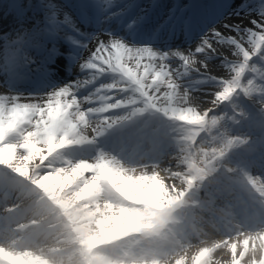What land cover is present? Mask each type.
Segmentation results:
<instances>
[{"label":"clouds","instance_id":"9594fccd","mask_svg":"<svg viewBox=\"0 0 264 264\" xmlns=\"http://www.w3.org/2000/svg\"><path fill=\"white\" fill-rule=\"evenodd\" d=\"M15 2L26 11L8 31L0 28V133L7 128L9 141L21 145L12 163L27 164L34 179L16 177L20 190L0 195V257L12 253L8 264H198L203 249H214L210 264H234V246L240 264H264V172L233 164L227 147L240 140L233 129L249 119V105L264 113V42L246 41L244 52L195 54L190 46L180 49L182 62L172 47L125 36L167 58L114 47L94 72L74 65V79L30 92L21 85L47 70L50 49L64 38L47 30V0L33 8L41 18L27 15L33 0ZM11 3L0 2L5 15ZM117 3L126 15L137 0ZM247 4L248 12L259 6ZM197 80L209 85L201 89L210 93L206 103L194 95ZM225 87L232 93L221 101ZM52 130L55 143L94 151L78 159L54 154ZM107 133L115 135L111 146L99 142ZM25 140L36 145L27 161Z\"/></svg>","mask_w":264,"mask_h":264},{"label":"snow or ice","instance_id":"6c2138e0","mask_svg":"<svg viewBox=\"0 0 264 264\" xmlns=\"http://www.w3.org/2000/svg\"><path fill=\"white\" fill-rule=\"evenodd\" d=\"M81 3H92L99 12L103 14L106 21L118 19L123 16L124 10L119 7L117 0H78ZM247 0H240V7L234 8L231 16L237 19H229L227 23L220 20L216 23V27L203 36L200 43L193 44L192 50L195 54H203L204 52H214L219 48L230 47L246 51L243 47L246 41L251 42L257 39L264 42V0H258V8L255 11L248 12L244 9ZM13 16L23 17L25 15V6L23 3H16L12 0L10 4ZM135 21L127 24L129 32L133 29ZM212 28V25L209 27ZM47 30L50 34L61 35L64 40L72 47L73 51L69 52L72 55L74 64L80 67L82 73H91L96 70L99 63V57L104 54L105 50L111 51L114 47H128L140 53L142 56L151 57L153 59H166L162 54L158 55L152 48L139 47L132 40H126L125 36H119L111 31L104 30L98 34H91L81 31V21L76 17L71 10H64L57 7L56 0H47ZM103 37V39H101ZM58 54L57 48H52L49 51V58ZM95 54V55H94ZM175 56L180 61H184L187 57L180 49L175 50ZM211 59V56H209ZM205 81L197 80L195 85H201ZM67 90H63L66 92ZM232 93L231 87H225L223 93L219 96L221 101L229 99ZM63 94V93H60ZM3 99V98H0ZM217 121H212V126H215ZM9 132L7 128L0 133V168L7 167L13 173L12 181L6 183L2 189L5 196L15 194L20 190V185L15 179H28L32 181V170L25 165L13 164L12 161L18 158L17 149L21 147L16 142L9 141ZM67 137V133L65 134ZM57 132L52 130L48 139V149L54 154L62 152L64 147L72 146L68 144L66 139L55 143ZM236 140H229L227 147H233ZM22 147L26 150V155L21 159L31 160L32 154L36 151V145L31 141L25 140ZM79 166H77L78 168ZM73 168V172L77 171ZM203 178L202 176L200 177ZM47 179V178H46ZM45 181L39 183L43 186ZM250 184H255V179L252 176L247 177ZM126 212V210H124ZM234 264H240V256L236 254L233 246ZM214 249H203L202 254L198 257V264H210L211 255ZM14 259L12 253H4L0 257V264H8Z\"/></svg>","mask_w":264,"mask_h":264},{"label":"bare ground","instance_id":"6f19581e","mask_svg":"<svg viewBox=\"0 0 264 264\" xmlns=\"http://www.w3.org/2000/svg\"><path fill=\"white\" fill-rule=\"evenodd\" d=\"M59 1V2H58ZM141 3H147L149 2V0H140ZM185 0H178V2L175 3H179L180 5H184ZM57 3L61 4L63 3V5H65L67 8H65L66 10H69V4H68V0H56ZM247 2H249V0H247ZM234 5H232L231 9L229 10V12L223 16V17H219V13H214V14H207V15H203L201 17H197V21H202L203 22L200 23L199 25L200 28L202 29H194L193 32L190 31L188 25H185L182 22V18L185 17L188 13L187 9L180 8V7H174V4L172 3L171 0H154L152 2H150V6L148 7V9H144V8H137L134 7L129 13H127L126 15L123 14V19L128 16V17H135L136 14L137 15H141L143 16V20L144 22L147 23H156L155 26L160 27L158 25V23L160 24V21L163 22L164 19H167L165 16H163L162 14H164L163 12H165L167 9L172 8V11H175V15L180 16L181 19H179V22L174 21L173 20H167L166 22L163 23V25L161 26V29H165L167 31H170V27L172 26H178L180 25V28L178 29V33L177 31H173L171 32L172 35L171 37L167 40L164 37V34L166 35L167 33H165V31L161 30L159 31L158 35L156 36V34H154L152 31V35H148L147 33H144L143 36L139 37L138 34L135 33V28H137L136 25L134 29H132L130 32L127 29V25H120L119 24L123 21V19L121 20V17L118 19H114V20H110V21H98L97 25H95L94 27H91L87 29L86 32L91 33V34H98L104 30L107 31H111L116 35L119 36H126L128 39H133L135 42L143 45L144 43H151L153 44L154 47H158L161 50H166L168 47H172L174 49H185V48H189L190 46H192L193 44H195L201 35H203V33L207 30V28H209L213 23H217L220 20H223L225 23H227V21L229 19H239V18H234L231 16V12L234 8L240 7V0H236L234 3ZM88 4L87 3H83V6L86 7ZM214 6L216 4H213ZM244 6L246 7H252L251 4H245ZM175 8V9H173ZM138 9H140V11H138ZM159 11H161L162 13H159ZM149 15V16H147ZM127 17V18H128ZM11 17L9 16H4L3 13H0V28H2V30L4 31H8L9 28L5 27L9 24ZM148 19V20H145ZM129 23V22H128ZM127 23V24H128ZM134 32L135 35H130L129 33ZM101 39H103V37H101ZM61 41V40H60ZM60 41H58V43H60ZM68 47V45L66 44H57V48L59 49H66ZM54 59V61L57 63L59 62V60H65L67 62H74L73 57H67L64 56L62 54L61 51H58V54L52 57ZM178 59V58H176ZM215 61V60H213ZM216 62V61H215ZM214 62V63H215ZM221 71H226L224 69H219L216 70L214 69V72L219 76ZM75 76L72 73H66L65 75H62L58 78V80L56 79H49V80H45L43 83L41 84H37V82H34L33 84H23L21 85L22 88H25L26 86L33 88L34 91H41L44 90L46 91L53 83H59L63 80H72L74 79ZM37 78L35 76H33V80L35 81ZM47 79V78H46ZM194 87H199L198 89L195 90L194 95L198 96L201 102L206 103L207 102V97L210 95V93L208 91H201V89H207L209 87V85L207 84V82H204L201 85H195ZM26 89V88H25ZM112 145V144H111ZM90 152H85L83 154H80V156H84L89 154ZM79 156V157H80ZM68 158H72V159H77L78 156H76L75 153H71ZM245 168L248 169L249 171H251L253 174H260L262 172H264L262 166L259 163H256V160H254L253 158H251V156L249 155L246 159L245 162ZM8 179H13L12 175L11 177H9ZM221 183H223V179H221ZM6 183H2L0 185V189L2 190L3 187L5 186ZM3 193V192H2Z\"/></svg>","mask_w":264,"mask_h":264},{"label":"rangeland","instance_id":"374dc122","mask_svg":"<svg viewBox=\"0 0 264 264\" xmlns=\"http://www.w3.org/2000/svg\"><path fill=\"white\" fill-rule=\"evenodd\" d=\"M215 61H213L214 63ZM224 70L227 71L226 68ZM199 87H195L198 89ZM32 92V91H31ZM248 111L250 113L249 119L243 122L241 125L237 126L233 129L240 136V140L233 145V151L230 154V161L233 164H237L243 168H245L243 156L246 154H257L255 150L258 148L260 150V163L264 166V113H259L255 108L248 106ZM259 124L261 128L257 129L253 127V125ZM259 126V127H260ZM251 136L252 140L247 146H244L245 140L244 137ZM112 135H106L104 137L99 138V142L104 146H110L112 143ZM261 146V147H260ZM260 148V149H259ZM94 151L92 146L89 145H72L68 146L63 150V155L68 157L71 153H75L78 158H81L80 154L85 152ZM243 152V153H242ZM80 156V157H79ZM77 158V159H78ZM11 177L8 172L4 171L0 168V185L4 183H9L12 179H8ZM6 179V180H5ZM9 180V181H8ZM1 195V194H0Z\"/></svg>","mask_w":264,"mask_h":264}]
</instances>
